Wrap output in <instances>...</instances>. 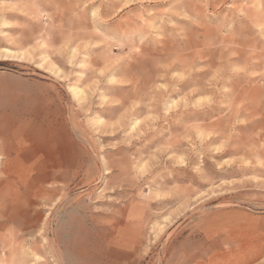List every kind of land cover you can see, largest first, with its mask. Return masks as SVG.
I'll return each instance as SVG.
<instances>
[{"label":"rangeland","instance_id":"1","mask_svg":"<svg viewBox=\"0 0 264 264\" xmlns=\"http://www.w3.org/2000/svg\"><path fill=\"white\" fill-rule=\"evenodd\" d=\"M54 6L53 21L45 0H0V242L30 253L35 264H264L259 164L217 170L206 162L199 179L186 169L145 167L154 147L199 118L194 114L135 139L146 121L120 136L130 145L101 134L111 130L118 109L100 107V95L127 89L101 86L94 71L100 63L128 75L136 66L125 57L137 42L156 45L162 35L164 47L185 36L199 42L194 24L222 32L234 26V13L206 9L203 0H55ZM53 29L88 48L84 55L74 50L71 71L44 51ZM228 84L248 86L242 77ZM69 214L96 223L89 248L66 231Z\"/></svg>","mask_w":264,"mask_h":264},{"label":"clouds","instance_id":"2","mask_svg":"<svg viewBox=\"0 0 264 264\" xmlns=\"http://www.w3.org/2000/svg\"><path fill=\"white\" fill-rule=\"evenodd\" d=\"M45 2L53 5L48 18L54 21L55 0ZM203 3L217 12L225 9L221 15L234 13V26L220 32L210 24L196 23L199 42L185 36L164 47L166 35L156 45L139 41L131 57H125L136 68L125 76L113 74L118 65L100 63L94 70L101 86L127 89L123 95L99 97L100 107L118 109L111 130L101 133L117 136V146L130 145L120 136L130 135L146 121L149 127L135 139L157 132L161 125L180 124L187 114L199 117L180 124L179 132L157 144L143 162L150 163L152 171L186 169L197 179L207 172L206 162L217 170L230 165L264 168V0ZM74 50L78 55L88 52L78 40H65L58 29H53L52 39L44 46L68 71L75 67ZM241 77L247 87L229 86V78ZM227 152L231 155L221 158ZM0 264H35V258L4 241L0 242Z\"/></svg>","mask_w":264,"mask_h":264},{"label":"snow or ice","instance_id":"3","mask_svg":"<svg viewBox=\"0 0 264 264\" xmlns=\"http://www.w3.org/2000/svg\"><path fill=\"white\" fill-rule=\"evenodd\" d=\"M130 6V5H128ZM29 127V123H25L21 127L17 129V136L23 137L25 133L27 132ZM145 167H147V164H145ZM64 227L66 231L74 235L78 241H79V247L81 249H87L91 245V235L93 231L96 229V223L87 217H85L83 220H76L73 221L71 214L66 216L64 218ZM264 255V253H262ZM68 264H75L74 261L69 260ZM82 264H106V262H100L96 260H84L82 261ZM137 264H148L147 261H137ZM178 264H189L187 260L180 261ZM206 264H217L215 260H209L206 262Z\"/></svg>","mask_w":264,"mask_h":264},{"label":"bare ground","instance_id":"4","mask_svg":"<svg viewBox=\"0 0 264 264\" xmlns=\"http://www.w3.org/2000/svg\"><path fill=\"white\" fill-rule=\"evenodd\" d=\"M2 131V130H1ZM3 148V147H2ZM83 253V252H82Z\"/></svg>","mask_w":264,"mask_h":264}]
</instances>
